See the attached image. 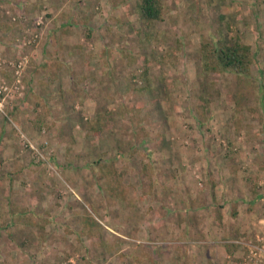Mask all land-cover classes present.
Masks as SVG:
<instances>
[{"label":"rangeland","instance_id":"obj_1","mask_svg":"<svg viewBox=\"0 0 264 264\" xmlns=\"http://www.w3.org/2000/svg\"><path fill=\"white\" fill-rule=\"evenodd\" d=\"M140 1L0 0L4 59L31 57L0 110V264H264V0H159L151 24ZM211 41L251 74L205 72Z\"/></svg>","mask_w":264,"mask_h":264},{"label":"trees","instance_id":"obj_2","mask_svg":"<svg viewBox=\"0 0 264 264\" xmlns=\"http://www.w3.org/2000/svg\"><path fill=\"white\" fill-rule=\"evenodd\" d=\"M138 12L144 22L151 24L162 18L163 8L159 0H141L138 3ZM201 62L203 70L207 73H224L229 71L239 76H248L251 74L254 57L251 47L240 41L232 44L211 41L202 44ZM96 125L97 127H92V129L100 133L104 130L106 123L98 119ZM108 174L110 175V184L112 185L111 195L121 200L124 195L121 186L122 179L113 167H110ZM235 249L228 247L229 252Z\"/></svg>","mask_w":264,"mask_h":264},{"label":"built area","instance_id":"obj_3","mask_svg":"<svg viewBox=\"0 0 264 264\" xmlns=\"http://www.w3.org/2000/svg\"><path fill=\"white\" fill-rule=\"evenodd\" d=\"M14 21L17 20V18L13 19ZM41 21L37 22V25H40ZM38 35H31L29 40L25 41L26 43L23 44L24 47L33 46L37 42ZM2 51H0V74L1 69L4 66V64H10L12 66V69L10 72H12V81H8V79L5 77L1 79L0 81V110L3 108V103L7 97H23L25 95V91L27 89V85L24 82V74L29 66V63L31 61L30 55H20L19 59L14 62L6 61L4 58L5 56L2 55ZM33 147V146H32Z\"/></svg>","mask_w":264,"mask_h":264},{"label":"crops","instance_id":"obj_4","mask_svg":"<svg viewBox=\"0 0 264 264\" xmlns=\"http://www.w3.org/2000/svg\"><path fill=\"white\" fill-rule=\"evenodd\" d=\"M72 40H70V38L67 39V42H71ZM15 50V49H14ZM60 74H64V71H61ZM64 76V75H63ZM31 91V90H30ZM258 200H264V195L263 193H259V195L257 194L254 198H253V201H258ZM242 218H245V220L248 222V224H246V227L244 229V231L242 230V228L239 227V223L236 224V229L238 228L239 229V233H245V231L247 232H251L252 231V226L257 222L254 221V218H255V215L254 214H243L241 212V216L239 217V220L241 221V225H242ZM236 233V232H235ZM224 252L223 251H220L218 252V254L221 253L220 256H218V258L220 259H216L215 256L218 255L216 253H214L212 251V254L210 253V255L212 256H209L207 261L210 263L211 261L214 262V263H217V261L219 262V264H232V258L230 257V255L228 254L227 252V249L224 248ZM237 258V257H236ZM217 260V261H216ZM235 264H238V262H236Z\"/></svg>","mask_w":264,"mask_h":264}]
</instances>
